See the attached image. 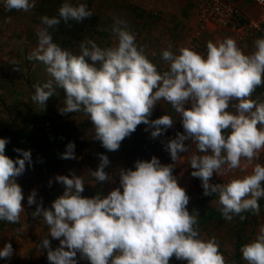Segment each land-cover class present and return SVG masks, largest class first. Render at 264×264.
<instances>
[{
	"label": "clouds",
	"instance_id": "clouds-1",
	"mask_svg": "<svg viewBox=\"0 0 264 264\" xmlns=\"http://www.w3.org/2000/svg\"><path fill=\"white\" fill-rule=\"evenodd\" d=\"M35 6V0H4L7 11L28 12ZM92 15L86 3L63 0L57 16L40 17L38 46L28 59L41 62L49 79L33 85L32 101L43 108L57 88L62 89L61 114L83 112L94 125V139L108 151H117L140 124L148 126L146 131L155 129L152 138L162 136L173 126V117L166 114L151 122L149 117L158 102H167L181 117L184 130L165 145L171 160L181 161L178 154L195 145L188 158L194 169L191 176L201 180L205 196H218L223 219L244 221L243 213L259 215L264 165L255 163L251 173L227 183L210 180L214 173L244 171L264 151V99H253L256 89L264 86V38L254 41L249 54L231 37L208 41L206 55L192 47H180L177 54L169 44L161 53L169 64L165 71L149 60L135 33L119 18H114L113 46L101 47L86 38L77 55L54 42L53 32L62 21L81 23ZM10 22L8 17L6 23ZM185 141L191 145L186 147ZM9 142L0 138V221L16 224L24 212L16 178L32 160L30 150L19 148L14 151L23 158H9L5 154ZM61 159H76L74 142H69ZM99 159L91 176L107 182L109 159L103 154ZM174 167L162 165L156 157L137 161L135 170H120V187L106 198L83 197V176H57L65 191L50 208L43 207L42 199L37 201L33 190L27 199L29 206L36 205L33 216H42L48 235L60 241L55 250L47 237L39 245L47 250L49 264H77V253L90 264H169L173 256L187 264H229L216 237L201 236L198 216L187 210L190 198L173 175ZM240 252L247 264H264V225ZM12 255V244L6 243L0 258Z\"/></svg>",
	"mask_w": 264,
	"mask_h": 264
},
{
	"label": "rangeland",
	"instance_id": "rangeland-1",
	"mask_svg": "<svg viewBox=\"0 0 264 264\" xmlns=\"http://www.w3.org/2000/svg\"><path fill=\"white\" fill-rule=\"evenodd\" d=\"M38 2L39 0H35V5ZM72 3H86L88 9L97 18V25L90 29L86 36L87 39L95 40L101 47H109L117 43V37L113 31H110V26L106 28L104 25V12L99 11L96 14V8H93L95 3L88 0H72ZM97 4L100 5V2ZM34 8L28 12L7 11L4 7V0H0V138H6L10 141L6 145V148L10 151L21 147L20 132L24 128L30 127L32 119H40L43 123L42 127L46 129L45 146H42L46 150L37 154L31 165L26 162L25 172L16 178V182L22 188L24 195L22 201L24 212L20 216V221L16 224L0 221V250L3 249L6 243H11L13 248L12 257L10 259L0 258V264H49L47 250L40 248L39 245L47 237L51 248L55 250L60 246V241L48 235V227L42 216H33L36 205L29 206L27 199L31 192L35 190L37 201L39 202L42 199L43 207L50 208L51 204L61 197L65 191V186L56 181L57 176H69L71 178L70 173L83 176L85 181V189L81 194L83 197L93 198L98 192L101 198H106L112 190L120 187L119 172L121 169H133L135 162L150 161L152 157H156L162 165L175 164L173 175L177 178L179 186L186 190L190 198L187 205L190 214H197L199 218L203 212L211 209L220 211L222 206L219 204L218 196L215 193L205 196L201 180L191 176L194 169L190 167L188 158L192 152H195V145H191V141H185L186 147L191 145L190 151L179 153L178 155L182 160L178 162H173L169 152L165 150L167 142L174 139L178 132L184 134V130L181 117L175 113L170 104L163 100L154 106L149 121L151 122L168 114L174 119L173 126L167 129L162 136L152 138L151 131L155 129L146 131L145 129L148 126L141 124L144 127L140 129L142 134L136 143L133 142V136L130 135L121 142L117 151L106 153L108 154L109 165L105 168V171L111 179L107 182H97L91 176L90 171L97 169L100 163L99 155L104 147L101 142L94 139V125L89 117L83 112L61 114L60 110L65 106V95L63 90L59 88H57L56 94L48 99L43 108L31 99L35 94L33 85H42L49 79L41 62L28 59V56L38 46L36 30L40 25L35 23ZM117 12L120 13L121 20L130 23L129 30L135 33L137 44L145 48L149 60L156 64L160 71L168 70L169 66L165 67L159 64V62L161 63L159 57L162 52L157 49L161 39L155 38L151 28L143 25V19L138 18L137 20L135 16L138 13L132 11L130 6L128 10L122 11V13L121 11ZM8 17H11L10 23H6ZM193 43L198 42L194 41L191 44ZM13 62H15V65ZM15 68H19L20 71L14 70ZM256 97L264 99V86L258 87L253 93V99ZM190 107V103L185 105L186 109ZM84 124L87 125L84 127ZM70 130H74L72 135H70ZM60 132L66 133L63 139V153H65L69 142H74L76 159H59L55 155L47 153L51 150V147L58 151L63 148L58 138L55 137ZM26 133H29L28 129ZM133 148L136 153L131 155L130 149ZM255 163L264 165V151H261L259 159L254 160L253 165H250L244 171L235 169L224 175L214 173L210 183L223 184L232 178L249 174ZM50 181L51 186H49ZM259 214L255 218L257 225H251L245 230L244 245L253 241L258 234L259 227L264 225V212ZM235 219L226 221L221 218L205 224L199 229L203 238L216 237L220 243V251L229 261V264L232 263L237 253V225ZM76 260L77 264H90L89 261L81 259L79 253H77ZM238 263L247 264L243 260L241 252ZM169 264H187V261L177 260L173 256Z\"/></svg>",
	"mask_w": 264,
	"mask_h": 264
},
{
	"label": "crops",
	"instance_id": "crops-1",
	"mask_svg": "<svg viewBox=\"0 0 264 264\" xmlns=\"http://www.w3.org/2000/svg\"><path fill=\"white\" fill-rule=\"evenodd\" d=\"M95 3L96 14L104 12V25L113 29L114 18L121 19L117 11L128 10L138 13L135 17L143 19V25L151 28L154 37L160 38L158 51L167 49L172 45L173 51L178 54L180 47H189L196 41L203 47H206L208 41L222 40L225 37H231L236 40L238 46L245 52L254 51V41L263 38L262 34L254 35L249 38L245 35L244 23L237 21L228 28H218L207 26L204 32L198 34V12L197 0H88ZM100 2V5L97 3ZM102 3V4H101ZM241 13L254 21H260L264 18V12L252 0H236ZM147 19V20H146ZM125 21V20H124ZM108 24V25H106ZM129 27V22L126 23ZM161 66H169L168 62L159 57Z\"/></svg>",
	"mask_w": 264,
	"mask_h": 264
},
{
	"label": "trees",
	"instance_id": "trees-1",
	"mask_svg": "<svg viewBox=\"0 0 264 264\" xmlns=\"http://www.w3.org/2000/svg\"><path fill=\"white\" fill-rule=\"evenodd\" d=\"M61 4H62V0H39V2L36 4L34 8L35 23L42 26L40 22V17L44 15H47L50 18L57 16L58 9L61 6ZM96 25H97V18L94 15H92L91 18L85 19L81 23H77L75 21H69V25H65L62 21L61 24L58 26L57 30L53 32L54 42L59 44L62 48L71 51L73 54L78 55L80 42L86 39V36L88 32H90V29L95 27ZM50 31L52 30L50 29ZM86 125L87 124H84L83 126L85 127ZM42 126H43V123L41 122V120L34 118L31 121L30 127L26 129L24 128V130H21L20 132L22 139L20 141L21 147L19 149H22L24 151L30 150L31 160H34L37 154H39L40 152H43V150H46L44 149V147H42L43 145L45 146L44 141L46 139L45 137L46 129H44ZM143 127L144 126L141 124L138 125L136 131L131 134L133 136L134 143H136V141L140 139L139 136H141L142 134L140 129ZM27 129L29 130V133H26ZM70 131H71L70 135H72L74 130H70ZM65 135L66 133L64 132H60L57 135H55V137H57L58 140L60 141V144L63 146V148L58 151L54 147H51V150L47 151V153H51L55 155V157L61 159V155L64 152L63 139ZM108 152H109L108 150L103 148L101 154L105 153L103 155L107 156L108 154L106 153ZM134 153H136L135 149L134 148L130 149V154L133 155ZM5 154L13 160L17 158H23L22 156H19V154L15 152L14 149L9 151L6 148ZM132 170H135V168H133ZM97 195H99L98 192L96 193V196ZM258 203L260 205V213H263L264 212V199L261 198L260 201H258ZM243 215L247 217L244 221H240L239 217H236V219L234 217L236 225H237L236 226L237 227V233H236L237 253L235 257L233 258L232 262H237L235 264H239L238 263V259L240 258L239 251L241 247L244 245V240L246 238L245 230L248 229L249 226L255 225L257 223L255 218L258 215H253L251 213H243ZM221 218L223 217L221 216L220 211H214L211 209L207 212H203L198 218L199 219V229L201 228V226H204L205 224L220 220ZM251 235L253 234L251 233Z\"/></svg>",
	"mask_w": 264,
	"mask_h": 264
},
{
	"label": "built area",
	"instance_id": "built-area-1",
	"mask_svg": "<svg viewBox=\"0 0 264 264\" xmlns=\"http://www.w3.org/2000/svg\"><path fill=\"white\" fill-rule=\"evenodd\" d=\"M252 3L264 12V0H252ZM196 8L198 12V33L204 32L209 25L228 28L237 21L244 23L245 35L249 38L264 32V18L260 21L250 20L241 13L236 0H197ZM190 47L206 55V47L198 43H193Z\"/></svg>",
	"mask_w": 264,
	"mask_h": 264
}]
</instances>
